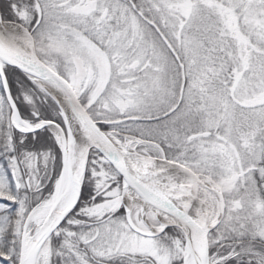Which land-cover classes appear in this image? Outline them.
Listing matches in <instances>:
<instances>
[{
  "label": "snow or ice",
  "instance_id": "1",
  "mask_svg": "<svg viewBox=\"0 0 264 264\" xmlns=\"http://www.w3.org/2000/svg\"><path fill=\"white\" fill-rule=\"evenodd\" d=\"M0 264H264V0H0Z\"/></svg>",
  "mask_w": 264,
  "mask_h": 264
}]
</instances>
